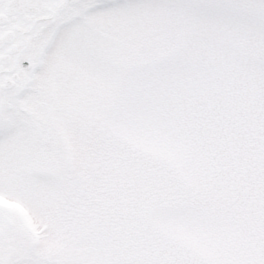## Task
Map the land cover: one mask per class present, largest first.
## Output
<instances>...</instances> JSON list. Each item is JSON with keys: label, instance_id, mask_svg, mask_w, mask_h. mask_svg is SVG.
<instances>
[{"label": "snow or ice", "instance_id": "obj_1", "mask_svg": "<svg viewBox=\"0 0 264 264\" xmlns=\"http://www.w3.org/2000/svg\"><path fill=\"white\" fill-rule=\"evenodd\" d=\"M0 264H264V0H0Z\"/></svg>", "mask_w": 264, "mask_h": 264}]
</instances>
